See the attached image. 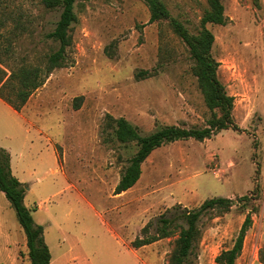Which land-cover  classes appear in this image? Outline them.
I'll return each mask as SVG.
<instances>
[{"label":"rangeland","instance_id":"rangeland-1","mask_svg":"<svg viewBox=\"0 0 264 264\" xmlns=\"http://www.w3.org/2000/svg\"><path fill=\"white\" fill-rule=\"evenodd\" d=\"M164 1L198 32L207 0ZM224 5L227 23L207 26L218 76L234 96L236 128L157 148L139 181L121 194L115 188L138 146L104 129L108 114L127 118L144 135L172 124L202 128L212 115L187 44L168 21L150 22L143 0H80L68 66L55 69L20 111L0 97V147L11 154L25 204L44 227L51 264H168L178 233L140 248L133 241L149 222L155 233L162 216L186 225L184 213L213 197L235 204L201 215L188 264H218L249 212L242 264L264 254V0ZM61 11L42 0H0V30L17 59L37 63L58 48L47 34ZM0 264H31L26 234L1 190Z\"/></svg>","mask_w":264,"mask_h":264},{"label":"trees","instance_id":"trees-1","mask_svg":"<svg viewBox=\"0 0 264 264\" xmlns=\"http://www.w3.org/2000/svg\"><path fill=\"white\" fill-rule=\"evenodd\" d=\"M80 0H42L50 10L61 8L60 19L56 28L47 34L49 39L58 43V48L47 53L37 62H27L26 57L17 59L12 40L0 30V97L16 111H20L31 95L44 85L47 78L57 68L68 66V50L73 44L71 29L78 21L76 4ZM150 10V22L168 21L174 32L183 39L189 48L193 60L192 71L198 81V86L204 96L205 103L212 115L205 127L187 128L179 125H165L149 134H142L139 128L125 117H114L108 114L105 130L112 129L116 141L125 144H136L138 150L130 158L128 165L121 174L115 194H121L131 189L142 175V165L157 148L179 140L196 139L204 141L222 130L234 127L233 108L234 96L230 95L218 76L219 62L213 55L215 42L209 23L225 25V0H207L208 8L201 19L198 32H191L178 18L174 17L164 0H143ZM2 26H0L1 28ZM3 55L13 63L8 64ZM146 73H142L145 75ZM0 190L3 191L11 206L16 211L29 248L31 264H51L52 253L46 242L44 227L36 224L32 210L25 204L26 189L23 182L12 172L11 154L0 147ZM247 206L251 197H240ZM235 204V199L229 197H213L205 200L195 210L184 213L186 225L176 219L162 216L156 225L155 233L150 232L153 222H149L142 230L143 236L133 241L135 248L152 244L158 240L174 236L178 233L176 246L168 264H188L195 245L201 237L198 225L202 214L210 210L229 211ZM253 225L249 212L240 228L232 247L223 249L216 257L218 264H236L241 256L247 233ZM145 234V235H144ZM264 264V254L260 256Z\"/></svg>","mask_w":264,"mask_h":264},{"label":"crops","instance_id":"crops-1","mask_svg":"<svg viewBox=\"0 0 264 264\" xmlns=\"http://www.w3.org/2000/svg\"><path fill=\"white\" fill-rule=\"evenodd\" d=\"M250 257H251V259H249V261H251L250 264H254L255 262H259L261 264L260 260L258 259L257 253H254ZM247 261H248V259H247V255H246V251H245V247H244L241 256L237 260V264H242L243 262L247 263Z\"/></svg>","mask_w":264,"mask_h":264}]
</instances>
